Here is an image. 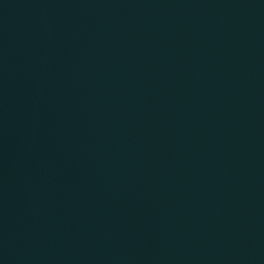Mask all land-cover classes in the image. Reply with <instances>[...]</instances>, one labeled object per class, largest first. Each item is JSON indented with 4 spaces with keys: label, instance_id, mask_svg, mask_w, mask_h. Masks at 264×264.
Wrapping results in <instances>:
<instances>
[{
    "label": "water",
    "instance_id": "water-1",
    "mask_svg": "<svg viewBox=\"0 0 264 264\" xmlns=\"http://www.w3.org/2000/svg\"><path fill=\"white\" fill-rule=\"evenodd\" d=\"M0 264H264V0H0Z\"/></svg>",
    "mask_w": 264,
    "mask_h": 264
}]
</instances>
